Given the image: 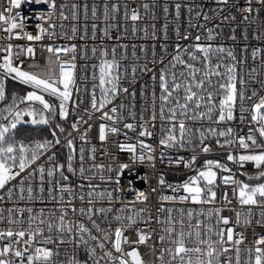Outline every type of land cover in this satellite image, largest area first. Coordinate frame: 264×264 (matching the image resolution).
<instances>
[{"label": "snow or ice", "instance_id": "1", "mask_svg": "<svg viewBox=\"0 0 264 264\" xmlns=\"http://www.w3.org/2000/svg\"><path fill=\"white\" fill-rule=\"evenodd\" d=\"M25 2L43 3L53 13L58 11V18L68 22V31H64V24L60 25L62 31L59 38L70 42L77 39L99 40L100 43L91 48L77 43L46 45L49 54L46 67L40 69L38 64L33 63L29 69H25V58L35 60L36 57L33 43L43 41L45 37H57L54 30H49L54 29L55 24L47 28L38 25L36 34L26 30L22 13L14 11L21 9ZM258 2L264 4V0ZM214 3L218 7L210 9L213 15H209L198 4L178 0L171 5L165 2L161 7L163 23L157 28L156 0H100V3H96V0L91 3L88 0H69V3L60 5L56 0H7V6L0 10V31L6 33L9 41L0 44V102L6 100L9 80L32 90L24 96L13 93L11 103L0 108V192L3 193L0 194V202L5 199L11 202L15 197L25 204L23 207H0V224L6 225L0 228V264H146L138 246L146 245L157 231L160 243L159 255L156 256L158 264H264V234L253 233L250 246H246L245 232L237 231L253 224L264 227V183L253 185L237 179L233 169L219 160L206 159L201 168H195L199 152L211 153L213 149L208 141L216 138L217 146L229 149L227 161L236 164L239 169H244L247 163L257 169L255 176L246 171H241L240 175L248 180L264 179V79L259 81L260 88H253L249 94L247 85L256 80V67L251 68L246 79L241 75V65L246 63L247 56L238 58L234 49L222 43H213L219 33L207 27V22L213 20L216 13H223L224 8L219 6H228L229 0H214ZM251 4L252 0H247L243 11L248 15L242 17L244 21H248L254 11ZM182 9L189 14L188 30L183 33L180 27ZM193 13L197 21L203 20L205 23H193ZM222 19L227 21L229 17L223 16ZM231 19L235 20L236 17L232 16ZM173 22L177 40L189 43H177L171 55L166 43L159 45L158 54L155 43L149 48L145 44L137 46L136 43L123 42L137 37L167 41ZM196 28L201 29L202 33L193 37L190 30ZM244 38L247 39V36ZM257 38H264V35ZM13 39L30 43L13 44L10 42ZM230 39L236 40L235 29ZM108 42H113L111 47H105ZM242 51L247 53L248 49ZM78 52L81 59H86L89 52L95 58L91 65V90L83 89L90 96V107L85 108L84 115L71 124V128L77 132L81 121L88 124V129L79 134L82 142H89L87 131L92 124L88 121L99 113L96 117L100 121L99 141L106 142L109 135H122L126 142L117 141V147L119 151L129 153L133 162L155 161L156 148L142 138L156 135L158 120L161 162L164 159L163 150L166 149H191L194 153L187 160L183 156L175 161L169 159V164H183L195 174L175 186L166 184L163 175L159 177L161 187L166 186L173 193L183 194L160 195L155 217L146 208L136 209L133 202L132 207L120 208L118 214L109 219L114 209L97 207L96 204L105 200L111 204L119 199L115 195L122 190L119 173L130 165H116V187L102 189L100 184L93 181L98 177L102 183L112 182V177L104 173H112L114 169L111 164L94 162V146L89 150V159L93 163L88 168L84 166L85 147H79L77 154L75 138L66 140L68 155L65 163H58L55 153L46 155L61 143L56 129L64 133L65 128L60 124L51 131L53 140L25 143L15 137L19 125L51 127V121L57 115L61 120L68 119L70 102L73 111L78 108V102L73 100L74 91L77 94L82 92L77 84ZM68 54L71 59L63 60L62 55ZM250 55L253 61L259 57V68L264 72V49L253 48ZM130 57L131 62L127 63ZM142 74H150L152 84L150 87L141 85L140 94L144 104L137 112V92L130 91V86ZM87 79V76L79 77L81 82ZM125 83L129 86H124ZM46 96L54 98L58 105H54ZM118 99L120 103H114ZM124 100L129 102L125 103ZM37 104L39 107H36ZM20 105L25 107L21 108ZM84 116L88 119L85 120ZM237 118L249 125L246 133L237 134L233 127L228 126ZM196 124L200 127H194ZM68 135L71 136V133ZM133 139L135 142H131ZM77 155L79 165L75 166L73 161ZM45 156L47 166L44 162L37 164ZM110 159L115 160V157ZM152 166H155L154 163ZM66 172L82 178L87 184L81 182L73 186ZM218 173L227 175L218 177ZM218 178L223 185L233 186L232 197L239 205L238 209L227 207L233 203L227 192L222 194V205L215 206ZM13 181L15 184H12ZM152 191L156 192L157 189ZM75 200L86 206L76 207L73 203ZM147 200L148 196L143 191L136 194V201L144 203ZM37 201L42 204L50 202L59 207L34 209L28 206ZM166 203L210 207L195 211L165 207ZM254 209H259L258 219H254ZM69 210L80 219H70ZM226 210L234 212V219L223 215ZM125 212L130 214L123 215ZM145 213H148L147 219L144 218ZM85 218L87 224L84 223ZM138 223H144L149 231L136 227V239L132 240L125 233ZM153 223L159 228H152ZM65 244L72 245L77 254L60 260L59 246ZM125 245H128L127 250ZM80 249H83L86 260L79 258ZM153 250L155 252V246ZM222 253L225 254L223 261Z\"/></svg>", "mask_w": 264, "mask_h": 264}, {"label": "built area", "instance_id": "2", "mask_svg": "<svg viewBox=\"0 0 264 264\" xmlns=\"http://www.w3.org/2000/svg\"><path fill=\"white\" fill-rule=\"evenodd\" d=\"M57 4H64V3H69V0H56ZM89 3L92 2V0H88ZM131 2V0H129ZM139 2V0H137ZM167 2L170 5L174 2H177V0H156V15L158 17L157 21V28L160 27V25L163 23V13L161 10L162 5ZM178 2L182 3H189V4H198L200 5V8L202 9L203 12L208 13L209 15H213V12L210 11V9H215L218 7L216 3H214V0H178ZM96 3H100V0H96ZM247 5V0H229L228 6H219L223 7L224 11L222 14L216 13L215 18L209 22H207V27L213 28L214 32H218L219 36L215 41H213L214 44H223L227 48H232L235 50L238 58L247 56L246 63L241 65L242 71L241 75H243L247 79V73L251 70V68L256 67L257 72H256V80L249 83L247 85L248 92L250 94L251 90L253 88L259 89L260 84L259 81L264 79V72L259 68V57L256 59V61H253L251 58V50L253 48H262L264 49V38L258 39V36L264 35V4H261L258 2V0H252V8L254 9L253 13L250 15V19L248 21H244L242 17L244 15H248L243 11L244 7ZM7 6V0H0V10H3L4 7ZM14 11H20L22 13L23 18L26 21V30L32 32L33 34H36L38 32V25H43L44 27H48L49 25L55 24L54 29H49L50 31L54 30L57 33V37L53 39H49L48 37H45L43 41L40 42H34L33 46L36 48V57L35 60H32L31 58H25V64L24 68L29 69V65L36 63L39 65L40 69H44L46 67V58L49 56V54L46 51V45L53 44V45H66L69 43H77L78 45L82 47H87L91 48L94 44L98 45L100 43L99 40L97 41H91V40H86V41H80L79 39L75 41H68L66 39H61L60 33H61V24L65 25L64 31H68V22L62 21L58 18V11L57 13H53L51 9L47 7L46 4H36V3H29L25 2L22 4L21 9L19 10H14ZM43 16L45 19H38V17ZM223 16H228L229 19L227 21H224L222 19ZM235 16L236 19L232 20L231 17ZM169 19H172V16H169ZM188 19H189V14L186 12L185 9H182L181 12V20H180V27H181V33L185 32L188 30ZM91 21H89L90 23ZM192 22L193 23H205L203 20L197 21L195 18L194 13L192 14ZM219 25V27H217ZM175 22H173L170 25L169 32H168V40L164 41L163 39H160L158 41H152L150 38L149 39H140L139 37L137 38H130L128 40L123 41L124 43L132 44L136 43L137 46L140 44H145L149 48L153 43L157 45L156 51L159 54L160 53V47L159 45L162 43H166L168 46V52L169 55L173 54L174 51V46L177 43H180L182 45H187L189 41H184V40H177L175 32ZM233 29H235V36L236 40L233 41L230 39V37L233 35ZM191 34L194 37L198 33H202V30L199 28L196 29H191ZM245 35L247 36V39H245ZM9 41L6 39V33H3L0 31V44H6ZM13 44H19V45H28L30 42L26 40H11L10 41ZM113 42H108L105 44V47H111V44ZM247 48L248 51L247 53L243 52L242 50ZM62 59L65 61H69L71 59L70 54L68 55H62ZM141 59H143V56L141 55ZM151 57L149 56V60ZM95 62V58L91 56V53H88V57L86 59H81V56L78 52L77 55V84L80 85L81 87V94H77L74 91L73 95V100L77 101L79 106L78 108L73 111V105L72 102L69 103V117L68 119L61 120L59 116L57 115L55 119L51 121V127L50 130L56 128L57 124H60L62 127L65 128L64 133H60L58 129L57 131V136L59 137L61 143L59 145H56L55 147L51 148L46 155H50L52 153L56 154V160L58 163H65L66 157L68 155V149L65 147L66 140L75 138V145L77 147V154L79 147L83 146L85 147V161H84V166L85 168H88L93 161L89 159V156L91 155L90 149L94 146L96 148V153H95V163L100 164L103 163L105 165L111 164L113 166L114 171L112 173H107L105 172V176H111L112 177V182L108 183H102L99 178L93 183H97L101 185L102 189H107L111 190L116 187L114 181L118 175V172L115 170L116 165L120 163H128L130 167L128 169H125L123 173H119V178H120V188L122 189L121 191L117 192L115 195L119 197L118 200H114L111 204H109L106 200L98 202L96 204L97 207H112L114 210L113 212L109 215V219H111L112 216H115L118 214V210L122 207L128 206L132 207L133 202H135V208L140 209V208H146L149 210L150 214L155 217L157 216V208L160 205V200L159 196L160 195H181V193H173L170 188L168 187H161L158 183L159 177L161 175L164 176L166 184L170 185H178L183 183L188 177L192 176L195 174L193 170H190L189 168H185L183 164H180L179 166L176 165L175 163L169 164L168 161L171 159L172 161H175L178 157L183 156L186 160L189 159L194 153L191 151V149L188 150H175V149H166L164 151V159L163 162H161L160 159V152L161 148L158 145V138H159V127H160V121L158 120L156 122L157 127L155 129L156 135H154L152 138H142L145 139V142L151 143L155 148L156 152L154 155L156 156L155 161L150 162L145 160L143 163H140L139 161L133 162L130 159V154L127 152H121L119 151L116 142H126L125 138L121 135L119 137L109 135V138L106 142H101L98 139V124L100 121L96 119V117L99 116V113H95L94 117L92 120L88 121V123L92 124V127L90 130L87 131V138H88V143L85 144L79 139V134L80 132L85 131L88 129V124H85L83 121H81L78 124L79 132L74 131L71 128V124L73 122H76L81 115H84V109L89 108L90 104V96L88 93L83 92V89L86 87L91 90V74H92V68L91 65ZM131 62V57L129 58V61L127 63ZM157 68H159V65H157ZM80 76H87L88 79L86 81L81 82L79 80ZM148 85L149 87L151 86L152 82L150 79V74H142L139 76L137 81L130 86V91L135 90L137 92L136 96V110L139 112L141 109V106L144 104V99L142 98L140 94V88L141 85ZM9 85H14L16 87L15 91H11V94L13 93L17 94L18 96H24L28 91H31L32 89L26 85H22L18 82H13L9 80L7 82V86ZM124 86H129V84L125 83ZM46 99H49L50 102H52L54 105H58V101H56L54 98L50 97H45ZM123 99V97L121 98ZM79 101H83L82 103H79ZM125 103H128V100H124ZM11 103V100H10ZM114 103L118 104L120 103V100L118 99ZM8 104V103H7ZM6 104L4 102H0V108H4ZM21 108L25 107V105H20ZM36 107H39L37 104ZM111 107V106H109ZM239 105H237V117L239 116ZM58 111V109H57ZM84 119L87 120L88 117L84 116ZM207 126V125H205ZM228 126H231L235 129L237 134H244L248 131L249 125L247 123H241L239 119L237 118L236 120L230 122ZM28 127L27 125H19L18 128L15 130V137L17 140H22L21 136L26 135L28 137L26 139L25 143H30L32 141H40L41 139V134L40 133H31L29 134L28 132H25V128ZM47 126H36V129L40 128H45ZM49 127V126H48ZM194 127H200L199 124L194 125ZM242 130V131H241ZM71 133V136L68 134ZM129 135L134 136V134L130 133ZM53 140L50 138V140ZM216 138H212L210 141H208L211 146H212V152L211 153H202L199 152L197 149L198 158L197 161L195 162V168L199 169L202 167L204 161L206 159H213V160H219L224 164H227L228 167L233 169V173L235 174L237 179L240 180H245L250 182L251 184L255 185L257 183H264V179L262 180H248L246 176L240 175L241 171H246L249 175L255 176L257 174V169H255L254 165L251 163H247L244 166V169H239L236 164H233L232 162L227 161V154L229 149H222L219 146L216 145L215 143ZM222 139V138H221ZM131 142H135V139H133ZM139 151V150H138ZM235 151V150H233ZM114 156L115 160L110 159V157ZM44 162L46 163V156L41 157L40 161H37V164ZM75 166L79 165V159L77 155V159L73 161ZM154 163V167L152 166ZM35 167V165H33ZM67 175L70 176L69 183L72 184L73 186H76L77 184L83 182L87 184V181H83L82 178L78 176H74L70 173H67ZM87 174V173H86ZM220 175H227V173H218V177ZM12 184H15V181L12 182ZM232 185L225 186L223 185L218 178V189H217V203L216 207H220L223 203L222 200V194L224 192H227L229 195V198L233 200V203L231 206L227 207H234V208H239V205L237 204L236 200L232 197ZM157 189L156 192H153L152 189ZM140 191H143L147 196L148 200L144 203H140L136 201V194ZM84 192L86 194L87 189H84ZM0 194H3L0 192ZM46 195V194H45ZM67 199V198H66ZM74 205L76 207H81V206H86L82 205L79 200L73 201ZM13 206H25L24 202H19L16 200V198H13V201L9 202L7 199L5 201L0 202V207H13ZM34 207V209H39L42 207H45L47 209H54L59 207L56 204L53 203H46L42 204L40 202H35L31 205ZM165 207H174L177 209L183 208V209H192L195 211H199L201 207L207 208L210 207L209 205H193L191 203H166ZM258 212L259 209H254V219H258ZM130 213L125 212L123 215H128ZM176 214V213H174ZM148 213L144 214V218L147 219ZM163 215V214H161ZM223 215L226 216H231L234 219V212L232 211H224ZM68 217L70 219H80L79 216L73 215L71 211L69 210ZM99 219V218H98ZM84 223H88L87 219H84ZM90 226V225H89ZM103 226V225H102ZM115 226V224H114ZM6 227L5 224H0V228ZM139 227L140 229L144 231H149L148 227L144 223H138V225L134 226L132 229H129L125 235L129 236L130 239L135 240L136 239V234H135V228ZM152 228L158 229L159 226L153 223L151 225ZM94 231V230H93ZM237 231H244L245 235L247 237L245 241L246 246H250L251 241L253 239V233H256L257 235L264 234V227H261L259 225L253 224L251 227L244 229V228H238ZM158 235L159 232H155L152 234V239L146 244V245H139V251L141 252L142 257L146 261V264H158V261L156 260V256L159 255V248H160V243L158 241ZM154 246H155V252H154ZM47 247H56L55 245H47ZM110 247V245H108ZM125 249H128V245L124 246ZM99 252V250H98ZM77 254L73 251V246L70 244H65V245H60L59 246V258L60 260H64L66 256L74 255ZM79 258L83 261L86 260L87 257L83 251V249L79 250ZM225 258V254H221V260L223 261ZM234 259V256H233ZM90 264V262H89ZM103 264V262H102Z\"/></svg>", "mask_w": 264, "mask_h": 264}, {"label": "trees", "instance_id": "3", "mask_svg": "<svg viewBox=\"0 0 264 264\" xmlns=\"http://www.w3.org/2000/svg\"><path fill=\"white\" fill-rule=\"evenodd\" d=\"M15 90H16V87H14V85L7 86V88H6V100L3 101L4 104L10 103V100H12L11 91H15ZM37 130H38V133L41 134L42 140H40V141H43L45 139L50 140V138H52L50 127L47 126L45 128H40ZM25 132H27V131L25 130ZM21 138H22V140H20V141L26 142V139L28 137H26V135H22Z\"/></svg>", "mask_w": 264, "mask_h": 264}, {"label": "rangeland", "instance_id": "4", "mask_svg": "<svg viewBox=\"0 0 264 264\" xmlns=\"http://www.w3.org/2000/svg\"><path fill=\"white\" fill-rule=\"evenodd\" d=\"M26 129V131L29 133V134H31V133H38V130L36 129V126H28V127H26L25 128ZM243 180V179H242ZM245 181V180H244ZM245 182H247V183H250V182H248V181H245Z\"/></svg>", "mask_w": 264, "mask_h": 264}, {"label": "water", "instance_id": "5", "mask_svg": "<svg viewBox=\"0 0 264 264\" xmlns=\"http://www.w3.org/2000/svg\"><path fill=\"white\" fill-rule=\"evenodd\" d=\"M25 119H29L28 117H25ZM24 125H27V126H32L31 124H24ZM43 126V125H41Z\"/></svg>", "mask_w": 264, "mask_h": 264}]
</instances>
